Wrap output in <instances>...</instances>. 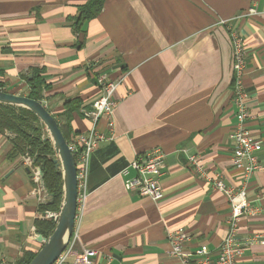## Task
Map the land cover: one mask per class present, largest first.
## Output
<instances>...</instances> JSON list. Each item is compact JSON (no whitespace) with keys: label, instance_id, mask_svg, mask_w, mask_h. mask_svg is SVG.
I'll return each mask as SVG.
<instances>
[{"label":"crops","instance_id":"1","mask_svg":"<svg viewBox=\"0 0 264 264\" xmlns=\"http://www.w3.org/2000/svg\"><path fill=\"white\" fill-rule=\"evenodd\" d=\"M88 1L0 0V90L25 96L23 76L41 70L48 86L41 103L52 116L79 101L71 140L91 128L84 112L100 95L97 76L119 81L113 137L90 157L74 251H96L94 264H177L167 237L183 229L186 249L204 247L215 258L229 204L211 179L219 175L234 192L242 189L229 138L236 123L230 37L236 32L245 49V126L262 145L260 168L243 187L260 212L238 226L239 238L257 240L244 247L238 264H264V200L258 199L264 194V0H104L101 12L77 28L78 8ZM96 129L109 135L103 119ZM10 136L0 134V264L39 250L35 223L45 215L22 156L10 157ZM154 148L166 155L163 197L156 202L126 191L121 175ZM188 156L202 161L207 179Z\"/></svg>","mask_w":264,"mask_h":264},{"label":"built area","instance_id":"2","mask_svg":"<svg viewBox=\"0 0 264 264\" xmlns=\"http://www.w3.org/2000/svg\"><path fill=\"white\" fill-rule=\"evenodd\" d=\"M224 23V22H223ZM232 45V73H233V105L235 107L236 123L229 135L233 143L231 165L240 172L242 177V189L234 192L231 188L224 185L221 177L215 175L211 180L214 188L221 192L229 204V216L226 222V236L221 241L212 258L211 252L201 247L196 250H188L184 247L188 235L183 229H178L168 235L167 240L170 245V254L176 259L177 264H238L242 256L243 249L254 243L257 237L252 239L239 238L238 226L242 219L257 216L260 210L257 206H252L245 198L244 185L247 179L252 176L259 168L258 153L262 149L261 142L254 139L245 123L249 118L247 108V95L244 92L242 81L245 70V49L242 38L236 33L231 32ZM97 85L100 90L99 97L92 103V109L85 111L86 117L91 120V128L85 132L75 135L68 143L76 167L77 180V199L74 230L71 239L53 264H94L97 252L85 249L77 253L73 249V241L76 235V228L79 224L85 209L87 200V180L89 174V161L91 154L98 147L99 143L109 141L113 137L114 121L113 115L117 107L115 93L119 86V81L109 80L105 75L97 76ZM103 119L109 135H105L96 129L98 120ZM165 153L159 149H151L141 155H137L122 171L125 177L124 188L126 191L135 193L140 197L149 198L156 202L162 199V188L160 179L165 168ZM24 164L32 168L31 159L28 156L23 158ZM187 163L194 168L196 173L207 179L202 161L196 156H188ZM33 169L32 178L38 185V173ZM130 172L133 174L131 175ZM42 203L45 195L41 191ZM258 199L264 200V194L259 195ZM55 213L47 212L40 215L41 219H54Z\"/></svg>","mask_w":264,"mask_h":264},{"label":"trees","instance_id":"3","mask_svg":"<svg viewBox=\"0 0 264 264\" xmlns=\"http://www.w3.org/2000/svg\"><path fill=\"white\" fill-rule=\"evenodd\" d=\"M103 2L104 0H89L85 5L79 7L74 25L79 28L84 22L94 19L101 12ZM31 72L30 78H28L29 75L23 76L28 88L25 97L41 102L48 86L42 79L41 70H32ZM78 110V99H71L65 103V111L58 119L53 116L67 143L71 141L69 136L71 114ZM3 133L11 135L9 138L12 143L11 159L28 156L33 161L32 168H39L43 174V184L50 199L40 206V211L57 212L62 197L61 173L53 162L55 156L50 142L43 140L44 128L37 117L27 109L0 104V134ZM53 228V219L37 220L35 223L37 235L43 238H47ZM34 255L35 253L25 252L18 259L17 264H28Z\"/></svg>","mask_w":264,"mask_h":264},{"label":"water","instance_id":"4","mask_svg":"<svg viewBox=\"0 0 264 264\" xmlns=\"http://www.w3.org/2000/svg\"><path fill=\"white\" fill-rule=\"evenodd\" d=\"M31 75L28 76L30 78ZM0 104L13 108H24L32 112L44 128V141H49L54 152L53 162L56 164L62 178V197L60 206L53 219L54 228L47 238L37 235L36 241L41 244L39 250L28 264H53L59 255L67 247L74 230L77 199L76 167L68 143L63 137L56 119L47 111L45 106L38 101L25 96L15 95L0 90ZM9 134V133H7ZM24 161L22 160V164ZM33 161L31 160V165ZM26 171L31 178L34 177L33 169L26 166ZM38 186L45 195L46 203L48 195L44 184L43 174L39 168Z\"/></svg>","mask_w":264,"mask_h":264},{"label":"rangeland","instance_id":"5","mask_svg":"<svg viewBox=\"0 0 264 264\" xmlns=\"http://www.w3.org/2000/svg\"><path fill=\"white\" fill-rule=\"evenodd\" d=\"M24 156H22V158H23Z\"/></svg>","mask_w":264,"mask_h":264}]
</instances>
